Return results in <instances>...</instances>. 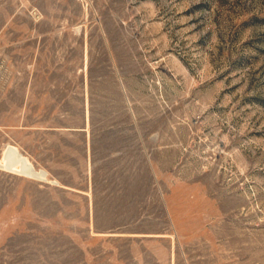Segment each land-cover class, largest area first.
<instances>
[{"label":"rangeland","instance_id":"374dc122","mask_svg":"<svg viewBox=\"0 0 264 264\" xmlns=\"http://www.w3.org/2000/svg\"><path fill=\"white\" fill-rule=\"evenodd\" d=\"M0 264H264V0H0Z\"/></svg>","mask_w":264,"mask_h":264}]
</instances>
